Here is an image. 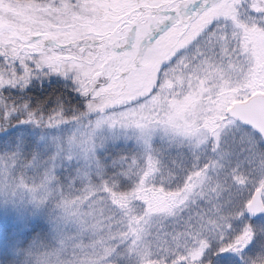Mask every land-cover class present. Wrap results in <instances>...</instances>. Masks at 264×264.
I'll return each instance as SVG.
<instances>
[{
    "label": "rangeland",
    "instance_id": "374dc122",
    "mask_svg": "<svg viewBox=\"0 0 264 264\" xmlns=\"http://www.w3.org/2000/svg\"><path fill=\"white\" fill-rule=\"evenodd\" d=\"M180 2L182 0H42L29 3L35 7L21 2L16 5L4 4L0 7L3 14L0 16V29L22 28L25 35L21 40L25 43L19 48L25 45L44 48L59 46L50 58L52 63L73 61L77 66L82 64L84 74L91 80L100 76L104 79L101 83L110 81L102 90L108 100L112 103H130L153 92L161 65L142 76L127 72L125 55L133 51L127 33L120 35L115 48L110 45V37L117 32L123 13L131 7L148 5L149 11L161 10L163 5L172 8ZM232 2L222 0L209 13L213 25L219 23L222 28L225 25L227 28L218 32L207 48L201 45L200 52L207 51L208 59L202 60L195 47L188 50L183 62L164 74L158 93L136 117L151 121L154 131H165L166 136L171 133V138L178 140V143L170 145L167 139L162 141L159 136L155 138V147L162 152L163 163L169 168L172 167L171 160L179 159L182 155L187 171H193L195 160L192 153L204 152L208 128L217 122L219 113H227L234 104L241 103L232 98L243 94V86L237 83L241 67L239 64L235 67L227 64L229 53H232L231 58L235 61L243 59L242 55H236L239 50L250 49L256 59L254 84L264 86V33L241 30L237 42L232 26H238V21L230 14L233 11L230 8ZM235 2L239 3V0ZM3 3L4 0H0V4ZM14 38H1L0 46L16 45ZM81 46L84 48L82 54L74 49ZM69 52L76 53L75 59ZM29 53L34 54L35 51ZM81 55L85 57L83 61L79 58ZM46 79L55 81L61 78L51 76ZM229 81L232 86H229ZM242 129L250 131L244 127ZM23 130L30 134L31 141L25 142L24 157L30 160L36 153L43 162L53 154L54 148H45L43 143H38L41 136H46L49 141L66 140L75 131V125L54 129L26 126ZM103 135L107 137L112 133L105 130ZM115 135L120 138L115 142L108 141L97 153L98 158L108 165L109 173L113 171L111 164L114 159L143 152L134 132L121 133L116 130ZM240 135L236 133V138ZM254 135L259 139L257 134ZM226 139L231 143V136ZM260 146L264 148V143ZM14 147L0 145V154L11 152ZM211 155V152H207L208 157ZM199 159L202 167L206 157L200 155ZM244 159L243 155L238 154L233 157V164L241 162V171L247 172L249 165ZM11 172V165L6 170L0 162V229L20 232L30 229L31 223H46L50 228L49 239L38 242L39 252L66 248L67 251L60 257L61 264H73L74 261L76 264H171L177 252L195 245L198 237L211 236L222 223L220 213L207 202L215 195L216 181L211 174L208 177L193 174L187 183L196 187L189 195L183 190L179 193L165 190L169 182L173 189L177 182L183 188V177L187 175V172H180L178 177H171L165 169L162 175L155 177L156 188L150 186L133 193L127 189L131 184L125 181L122 188L127 194L111 193L107 203L103 199V192L90 195L84 203L79 200L73 202L75 193L70 195L65 187L66 205L57 206L51 198L53 195L60 196V188L57 184L53 191L50 177L42 178L36 169H16L14 177ZM56 175L59 183L66 185L72 169L67 165L59 167ZM161 180L165 182L163 188L159 187ZM184 195H188V199L179 203ZM41 201H47V206ZM90 201H94L91 208L87 207ZM169 208L173 209L172 214L162 217L161 214ZM58 216L63 217L59 225ZM244 223L258 226L259 221L253 222L246 214L244 220L237 221L235 226L239 229ZM57 227L63 240L57 236ZM73 238L75 244L71 242Z\"/></svg>",
    "mask_w": 264,
    "mask_h": 264
},
{
    "label": "snow or ice",
    "instance_id": "6c2138e0",
    "mask_svg": "<svg viewBox=\"0 0 264 264\" xmlns=\"http://www.w3.org/2000/svg\"><path fill=\"white\" fill-rule=\"evenodd\" d=\"M19 0H4V4L16 5ZM219 6V0H202L200 3H189L187 0L180 5L173 6L177 15L172 17L173 23L179 21L184 24L187 18L189 24L198 25L197 31L188 47L177 52L168 63L162 64L157 74V85L147 97L134 100L130 103H109L103 94V89L109 82L99 83L91 80L83 71V65L77 66L73 61H65L57 64L51 62V56L55 49L52 47H38L36 52L22 57L9 56L5 50L0 53V145H15L11 152L0 154V162L7 170L11 165V175L15 176L16 169H36L42 178L50 177L53 191L57 184L60 188V196L53 195L51 198L57 206L66 205L64 189H69L73 196V202L79 200L81 203L88 201L90 195L103 192V199L107 203L111 193L124 192L123 182L131 184L128 190L135 193L137 190L157 187L156 176L162 175L165 169L169 176L178 177L180 172H187L182 186L177 182L173 189L169 182L168 192H181L189 195L196 185H189L187 181L193 174L208 177L210 174L216 181L215 195L208 199L216 211L220 213L219 228L211 236L198 237L195 245L185 247L184 251L177 252L171 264H264V131L254 127L251 123L233 113H219L217 122L208 128L207 143L203 153H192L195 160L193 171H187L184 166V157L172 159V167L163 163L162 152L155 147V138L159 136L162 141L168 140L170 145L178 143V140L167 136L165 131L153 130L151 121L137 119L142 113L144 106L155 96L162 84L164 74L170 69L178 67L187 56L188 48L194 46L202 60L208 59V52H200L201 45L207 48L218 32L225 31L219 23L213 25L211 10ZM238 21V26L233 25L237 42L240 39L241 30L256 31L264 33V0H235L230 5ZM3 14L0 13V16ZM207 17V23L200 21ZM223 19V17H221ZM78 52L83 53L84 48L78 47ZM75 59L76 53L69 52ZM215 55L216 53L213 52ZM236 55L243 59L232 60V53L228 54L227 64L241 67V74L237 83L243 86V94L232 97L246 105L249 101L259 102L264 98V86L254 84L257 76L256 59L251 50H239ZM80 60L85 57L81 55ZM57 76L66 82H70L72 90L86 101V111L73 115L71 120L65 118L63 104L57 100V108L48 115L42 114L43 104L32 108L29 101L21 95L20 102L13 99L11 95H5L6 90H15L17 93L25 94L26 89L33 81ZM229 86H232L229 81ZM259 93V95H257ZM22 115V119H17ZM74 123L75 131L66 140L53 139L51 141L44 135L38 143H43L45 148L52 147L54 152L47 160L41 162L38 154L34 153L32 158L24 157L25 142L31 143L30 134L25 130L15 128L16 124L31 125L36 129H54L62 125ZM247 126L250 131H243L241 126ZM14 128V131H9ZM108 130L112 135L104 136L103 132ZM116 130L121 133L132 131L143 152L133 156H120L111 164L113 171L108 172L106 165L98 158V151L102 150L108 141L115 142L120 137L115 135ZM236 133H241L236 138ZM254 134H259V139ZM231 136V143L226 138ZM90 138V140H89ZM211 152V156H207ZM244 156V162L248 163L249 170L241 171V162L233 164V157ZM200 155L206 157V162L200 166ZM75 161V164H73ZM67 165L72 169V175L68 178L66 185L60 184L56 179L57 168ZM23 176V173H22ZM164 181L159 182V187H164ZM79 185V187H77ZM188 199L184 195L179 203ZM47 206V201H41ZM94 201H90L87 207L91 208ZM179 203L175 206L178 207ZM169 208L161 216L172 214ZM258 217V226L244 223L237 229L236 222L243 221L245 216ZM63 217H57L59 225ZM147 223V220L145 221ZM57 236L63 240L56 229ZM72 244L76 243L75 238ZM39 243L34 240L27 248L5 247L0 245V264H11L13 255L24 256V264H61L60 257L67 251L66 248H58L52 251L39 252ZM73 264H76L74 261Z\"/></svg>",
    "mask_w": 264,
    "mask_h": 264
},
{
    "label": "trees",
    "instance_id": "16d2710c",
    "mask_svg": "<svg viewBox=\"0 0 264 264\" xmlns=\"http://www.w3.org/2000/svg\"><path fill=\"white\" fill-rule=\"evenodd\" d=\"M32 1H42V0H19V2L25 3V5H29V6H33L32 4H29ZM44 13L48 14L46 12ZM16 29L19 31V34L21 35L23 34L22 28L20 29V27L19 28L16 27ZM8 35L9 34L5 33L0 38L6 37ZM17 43H19V41H17ZM10 49L7 48V50H9L11 55L16 52L15 46L10 47ZM97 79H95V81H98ZM25 91H26V95L17 93L15 90H6L5 95H11V97L13 99H16L18 102H20L21 95H23V98L29 101L32 108H35L38 104L42 103L43 104L42 114L44 115H48L53 109L57 108V100L59 99L60 103L63 104L64 107L65 118L68 120H71L73 115L86 111V101L84 100V98L72 90V85L69 82H66L61 79H56L55 81L44 79L42 82L34 80L32 85H30ZM104 93L105 92H103V94ZM106 101L109 102L110 104L112 103V101L108 100L107 98ZM16 118L22 119L23 116L18 115ZM69 124H74V123H68L60 127H66L69 126ZM17 128L23 130L22 127H17ZM11 129L12 128H9V131H14ZM31 224L32 225L30 229H28L27 231L12 232L11 229H4V228L0 229L1 245L5 247L27 248L34 240H37L38 242L48 241L49 231H50L48 225L44 222L41 223L36 222ZM19 258H20L19 256L13 255L12 261L18 260Z\"/></svg>",
    "mask_w": 264,
    "mask_h": 264
},
{
    "label": "water",
    "instance_id": "95a60500",
    "mask_svg": "<svg viewBox=\"0 0 264 264\" xmlns=\"http://www.w3.org/2000/svg\"><path fill=\"white\" fill-rule=\"evenodd\" d=\"M233 112L238 116L239 119H243L246 122L251 123L254 127L264 131V98H262L255 104L249 101L247 106L242 103L235 104L227 113ZM250 217L252 219H257L259 217V214H257L256 217Z\"/></svg>",
    "mask_w": 264,
    "mask_h": 264
},
{
    "label": "clouds",
    "instance_id": "9594fccd",
    "mask_svg": "<svg viewBox=\"0 0 264 264\" xmlns=\"http://www.w3.org/2000/svg\"><path fill=\"white\" fill-rule=\"evenodd\" d=\"M24 256H20L18 260L11 261V264H24Z\"/></svg>",
    "mask_w": 264,
    "mask_h": 264
},
{
    "label": "bare ground",
    "instance_id": "6f19581e",
    "mask_svg": "<svg viewBox=\"0 0 264 264\" xmlns=\"http://www.w3.org/2000/svg\"><path fill=\"white\" fill-rule=\"evenodd\" d=\"M114 37V39H116V36H113ZM167 63V62H166Z\"/></svg>",
    "mask_w": 264,
    "mask_h": 264
}]
</instances>
